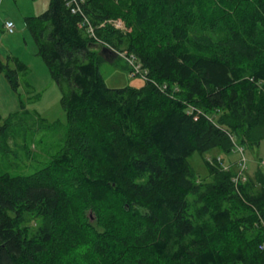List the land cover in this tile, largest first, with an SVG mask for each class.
Listing matches in <instances>:
<instances>
[{
  "label": "trees",
  "instance_id": "16d2710c",
  "mask_svg": "<svg viewBox=\"0 0 264 264\" xmlns=\"http://www.w3.org/2000/svg\"><path fill=\"white\" fill-rule=\"evenodd\" d=\"M77 3L72 12L49 0L24 18L62 90L67 127L35 172L0 168V264H264L255 230L264 172L251 192L253 183L235 188L229 170L205 160L212 180L203 186L188 161L264 138L255 134L264 128V0ZM84 19L97 40L130 54L140 87L106 85ZM24 68L0 59L13 88ZM189 192L201 201L195 212ZM236 204L247 213L234 215Z\"/></svg>",
  "mask_w": 264,
  "mask_h": 264
},
{
  "label": "rangeland",
  "instance_id": "374dc122",
  "mask_svg": "<svg viewBox=\"0 0 264 264\" xmlns=\"http://www.w3.org/2000/svg\"><path fill=\"white\" fill-rule=\"evenodd\" d=\"M49 0H0V59L6 62L8 56H15L25 64L17 71L18 85L13 88L0 70V125H6V132L0 136V168L12 174H31L42 167L49 157L63 144L67 127L66 111L61 105L62 90L51 78L43 59L37 54V46L25 25V17L38 15L48 6ZM6 20L14 24L12 32L4 26ZM123 25V22L121 23ZM85 35L94 38L93 49L101 56L99 65L104 81L110 87H140L145 76L136 69L127 51L117 50L100 42L90 24L82 28ZM106 47L105 49H102ZM133 61V62H132ZM11 67L15 66L12 59ZM222 110L208 113L211 121L217 122ZM264 135V128L255 131ZM232 140L236 141L233 136ZM205 160L209 164L229 170L235 188L239 183H253L249 191H257L261 185L259 170L264 172V138L256 146H242L234 142L229 152L213 148L189 158L195 182L212 180ZM203 190V187H201ZM189 210L196 211L201 201L195 193H187ZM223 204L227 205L226 202ZM234 215L246 214L240 205L233 207ZM35 227V226H34ZM264 233V220L255 225ZM34 230V229H33ZM251 232H254L251 230Z\"/></svg>",
  "mask_w": 264,
  "mask_h": 264
},
{
  "label": "built area",
  "instance_id": "2783aa9c",
  "mask_svg": "<svg viewBox=\"0 0 264 264\" xmlns=\"http://www.w3.org/2000/svg\"><path fill=\"white\" fill-rule=\"evenodd\" d=\"M66 2H67V4H69V5H71V10H72V12H76V11H78L79 10V4L77 3L78 2V0H66ZM84 23H85V25H84ZM115 23H116V25H118V26H122L121 25V21H119V20H116L115 21ZM81 25H84V26H88L89 24H88V21H87V19H84V20H82V22L80 23ZM4 26H5V28L7 29V31H9V32H12L13 30H14V24H13V22L11 21V20H6L5 22H4ZM91 26V25H90ZM132 58V57H131ZM133 60V59H132ZM133 62V61H132ZM134 66L135 65H137V66H135L136 67V69L138 70L139 69V65L138 64H133ZM139 71V70H138Z\"/></svg>",
  "mask_w": 264,
  "mask_h": 264
},
{
  "label": "water",
  "instance_id": "95a60500",
  "mask_svg": "<svg viewBox=\"0 0 264 264\" xmlns=\"http://www.w3.org/2000/svg\"><path fill=\"white\" fill-rule=\"evenodd\" d=\"M102 49H105L106 50V47H103Z\"/></svg>",
  "mask_w": 264,
  "mask_h": 264
}]
</instances>
